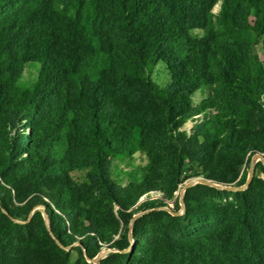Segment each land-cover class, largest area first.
Returning <instances> with one entry per match:
<instances>
[{
  "label": "trees",
  "instance_id": "trees-1",
  "mask_svg": "<svg viewBox=\"0 0 264 264\" xmlns=\"http://www.w3.org/2000/svg\"><path fill=\"white\" fill-rule=\"evenodd\" d=\"M257 153L264 0H0V264H264Z\"/></svg>",
  "mask_w": 264,
  "mask_h": 264
},
{
  "label": "water",
  "instance_id": "water-1",
  "mask_svg": "<svg viewBox=\"0 0 264 264\" xmlns=\"http://www.w3.org/2000/svg\"><path fill=\"white\" fill-rule=\"evenodd\" d=\"M259 161H262L264 163V154L257 153L255 155H253L252 160H251V163H250L248 179H247V182L244 185L236 186V185H223V184L213 183V182H208V181H202V182L208 183L210 185H213V186H215V187H217L219 189H225V190H230V191L244 190V189H246L248 187V185L252 181L253 177L255 176L256 166H257V163ZM199 181H201V180H199V179H191V180L187 181L183 185V187H182V189L180 191V205H181V209L179 211H174L172 209L171 205L169 207H157L156 209H164V210H167V211L171 212L174 215H181V214H183L184 211H185V202H184L185 191H186V189L188 187L194 185L195 183H197ZM148 211L149 210L144 211V212H140V213H137V214L134 215V217H133V219L131 221V224H130V231H129V239L131 241V245L127 249H125L124 251H129V250H133L134 249L135 240H134V238L132 236V232H131V229H132V226H133V222L139 216H141L142 214H144L145 212H148ZM44 215L46 217L47 225H48V227H50L49 226V220H48V217H47L46 212H44ZM110 251H111V249H109L107 251H103L96 258L90 259V261H93V262H95L97 264H100V260L103 257H105L108 254V252H110Z\"/></svg>",
  "mask_w": 264,
  "mask_h": 264
},
{
  "label": "rangeland",
  "instance_id": "rangeland-1",
  "mask_svg": "<svg viewBox=\"0 0 264 264\" xmlns=\"http://www.w3.org/2000/svg\"><path fill=\"white\" fill-rule=\"evenodd\" d=\"M247 35L246 31H242L238 34L239 39H242L244 36ZM252 41L254 40V38H251ZM252 52L255 54H258V48L255 44H253L252 46ZM38 69H39V65L35 64V65H28L26 66L25 72H24V79H34L37 76L38 73ZM167 72L166 69L163 66L158 65L157 67H155L154 69V78L155 80H157L159 83H162V85L166 84V80H167ZM199 94H197V99L199 98ZM195 121L193 120H189L187 122V124L185 125V129L190 130L191 127L193 126ZM260 174H262L264 176V174L262 172H259ZM182 189V188H181ZM181 191V190H180ZM180 191L178 192L180 194ZM171 207H174V202H170ZM39 209L41 207H38Z\"/></svg>",
  "mask_w": 264,
  "mask_h": 264
}]
</instances>
